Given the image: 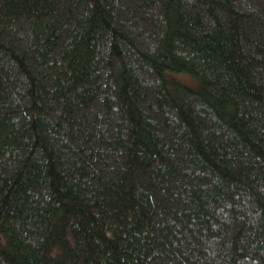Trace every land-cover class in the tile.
Wrapping results in <instances>:
<instances>
[{"label": "trees", "instance_id": "obj_1", "mask_svg": "<svg viewBox=\"0 0 264 264\" xmlns=\"http://www.w3.org/2000/svg\"><path fill=\"white\" fill-rule=\"evenodd\" d=\"M0 237V264H264V0H0Z\"/></svg>", "mask_w": 264, "mask_h": 264}, {"label": "rangeland", "instance_id": "obj_2", "mask_svg": "<svg viewBox=\"0 0 264 264\" xmlns=\"http://www.w3.org/2000/svg\"><path fill=\"white\" fill-rule=\"evenodd\" d=\"M167 80H168L169 84L172 82L173 83L177 82L179 84L188 86L192 89H198V87H199L198 82L194 78H192L191 76L186 75V74H174V73L167 74ZM2 242H3V240L0 237V245Z\"/></svg>", "mask_w": 264, "mask_h": 264}]
</instances>
